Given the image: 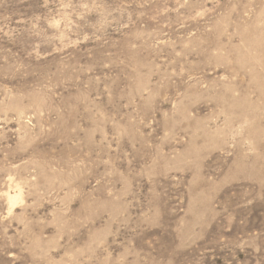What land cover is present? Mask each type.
Instances as JSON below:
<instances>
[{
  "label": "rangeland",
  "instance_id": "1",
  "mask_svg": "<svg viewBox=\"0 0 264 264\" xmlns=\"http://www.w3.org/2000/svg\"><path fill=\"white\" fill-rule=\"evenodd\" d=\"M0 264H264V0H0Z\"/></svg>",
  "mask_w": 264,
  "mask_h": 264
}]
</instances>
